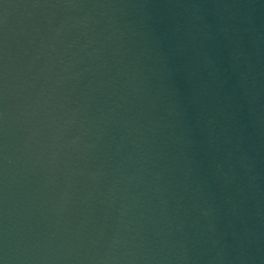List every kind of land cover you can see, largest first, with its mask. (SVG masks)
Listing matches in <instances>:
<instances>
[{"label": "water", "instance_id": "95a60500", "mask_svg": "<svg viewBox=\"0 0 264 264\" xmlns=\"http://www.w3.org/2000/svg\"><path fill=\"white\" fill-rule=\"evenodd\" d=\"M0 264H264L244 0H0Z\"/></svg>", "mask_w": 264, "mask_h": 264}]
</instances>
